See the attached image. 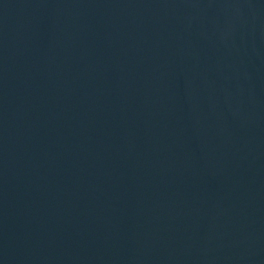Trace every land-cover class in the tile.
Segmentation results:
<instances>
[{"label": "water", "instance_id": "95a60500", "mask_svg": "<svg viewBox=\"0 0 264 264\" xmlns=\"http://www.w3.org/2000/svg\"><path fill=\"white\" fill-rule=\"evenodd\" d=\"M0 264H264V0H0Z\"/></svg>", "mask_w": 264, "mask_h": 264}]
</instances>
